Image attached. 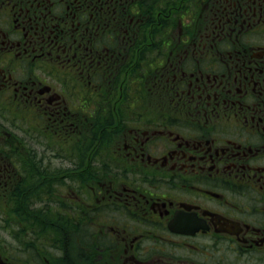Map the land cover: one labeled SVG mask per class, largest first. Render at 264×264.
I'll return each instance as SVG.
<instances>
[{
	"label": "flooded vegetation",
	"instance_id": "flooded-vegetation-1",
	"mask_svg": "<svg viewBox=\"0 0 264 264\" xmlns=\"http://www.w3.org/2000/svg\"><path fill=\"white\" fill-rule=\"evenodd\" d=\"M0 264H264V0H0Z\"/></svg>",
	"mask_w": 264,
	"mask_h": 264
},
{
	"label": "rangeland",
	"instance_id": "rangeland-1",
	"mask_svg": "<svg viewBox=\"0 0 264 264\" xmlns=\"http://www.w3.org/2000/svg\"><path fill=\"white\" fill-rule=\"evenodd\" d=\"M89 154H87V156H88Z\"/></svg>",
	"mask_w": 264,
	"mask_h": 264
}]
</instances>
